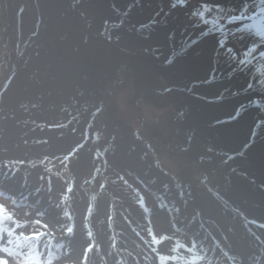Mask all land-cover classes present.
<instances>
[{"label": "rangeland", "instance_id": "obj_1", "mask_svg": "<svg viewBox=\"0 0 264 264\" xmlns=\"http://www.w3.org/2000/svg\"><path fill=\"white\" fill-rule=\"evenodd\" d=\"M125 1L0 0V125L12 120L27 133L0 159V208L22 210L13 226L20 229L19 241L36 257L31 259L5 239L0 240V262L87 264L88 259L90 264L94 252L99 256L101 243L88 248L87 238L78 240L77 226L83 220V231L87 232L91 223L97 236L103 228L110 229L112 217V221L117 214L122 217V210L111 189H106V197L100 192L105 186L104 170L88 168V157L92 156L95 165L107 152L128 148L135 150L137 161L146 163L160 181L154 178L155 186L167 188L179 202L198 197L219 206L243 236L251 234L256 264H264V221H257L249 208L233 202L228 194L241 196L242 192L246 202L254 197L264 200V178L257 174L264 169V89L259 86V76L254 75L256 65L264 63L258 57L264 47L254 54L251 67H241L243 53L259 42L240 33L241 25L227 23L252 0H184L183 6L179 0ZM205 5L212 11L204 20L193 15ZM99 9L104 11L101 16ZM260 19L252 23L258 26ZM162 26L169 28L165 33L168 38L157 46L154 44L161 37L157 27ZM205 42L212 46L203 47ZM211 52L210 61L207 54ZM174 63L196 68L203 64L202 73L207 70L206 74L214 76L209 79L228 82H220L223 86L218 88L212 86L208 95V88L200 86L211 83L208 78L185 73L187 66L175 73L171 70ZM180 73L187 87L170 86L160 77ZM195 77L198 81H191ZM195 88L206 91V95L195 93ZM181 93L197 96L205 107L218 104L216 118L188 126L191 110L180 106L184 100ZM226 103L236 108L225 115ZM244 114L249 118L241 119ZM230 125H236L244 135L239 146H231V152L211 143L200 130L205 126L217 131ZM251 150L257 152L259 168L248 155ZM234 154L243 159L229 163ZM19 165L37 168V174L51 182L60 202L48 195L39 181L35 183L31 173L23 174ZM246 167L250 177L241 172ZM116 173L111 172V176L120 180ZM123 176L139 183L131 171L125 170ZM144 190L156 204L158 220L166 229L175 228L166 239L176 246L191 243L189 233L179 226V212L167 202V196ZM161 206L166 212H160ZM88 210L93 214L85 217L83 211ZM108 211L111 217H107ZM149 212L153 211L145 215ZM115 224L122 232L118 218ZM107 239L108 249L116 252L111 263L125 264L126 244L115 246L112 237ZM128 239L141 248L133 237ZM217 253V264H231L222 247H212L206 257Z\"/></svg>", "mask_w": 264, "mask_h": 264}, {"label": "bare ground", "instance_id": "obj_2", "mask_svg": "<svg viewBox=\"0 0 264 264\" xmlns=\"http://www.w3.org/2000/svg\"><path fill=\"white\" fill-rule=\"evenodd\" d=\"M125 2L127 4H131L130 0H127ZM125 2H123V4H125ZM98 14L101 16L104 14V11L102 9H99ZM214 38L215 37H213L212 40H214ZM202 45L203 47H209V48L212 46V44L207 42L203 43ZM211 54L212 52L207 54V57L211 58ZM182 67H183V63H180V66L173 67L171 68V70L175 73L181 72ZM232 84L238 85V82L233 81ZM187 101H188L187 105L190 104L191 113L188 116V122H186V124L188 126L193 127L195 126L193 124H198L200 122H207L205 121V118L207 117V113L205 109L201 108L199 103L191 102L190 97L189 100H186V102ZM217 105L218 104H215V106L211 107L209 110H211L213 113L217 112V108H218ZM227 105L229 106L230 103L224 104V106L228 107ZM240 118L248 119L249 115L244 114ZM200 130L202 131L204 137L208 138L210 141L220 142L222 146L239 145L241 144V141L244 139L242 137L244 136L243 133L240 131V128H238L236 125L220 127L217 131H215L214 128L210 129L204 126L201 127ZM25 134H27L26 131L23 128H18L17 126H15L12 120H6L2 122V124L0 125V155H2L0 159L1 158L4 159L5 155L10 154V150L14 142H17L18 139L24 138ZM119 152L120 150L116 149L114 153V156L118 154L117 156L118 162H115L117 165L119 164V162L124 164L122 160L119 161V157L122 158L124 156L123 154L119 155ZM123 152L132 155V153L129 151H123ZM133 153L136 154V152ZM248 155L252 156L251 159H253L254 161L253 166L259 168L261 165L257 164L258 162H260V160L258 159L257 152L251 150L248 153ZM114 156L108 155L107 157L109 158V160H112ZM125 160L126 159H124V161ZM128 166L130 170L135 174L139 183H142L144 186H147L149 183H146L145 181H149L150 183L154 182L155 177L148 169L145 168L146 163L142 162L140 164H136L133 161V163L129 164ZM29 167L30 166L27 165L26 166L19 165L20 171L23 174L31 173L32 180L35 183H38L39 181L42 188L45 187L47 194L53 197L54 199H56L58 202H60V200L57 197L56 191L51 186V182L48 184L47 178L38 175L37 173L39 172V170L37 168H29ZM257 174L260 175L262 178H264L262 176L264 175V169L258 170ZM160 192L167 196L166 197L167 202L170 203L172 206H174L176 210L179 212V216H180L178 218L179 226L189 233V237H190L189 239L191 240V243L184 242L177 247L178 252L175 253V256L173 258L168 259L169 263L178 262V264H217L216 259L219 257L218 253L213 258L212 257L207 258L206 254L208 251H210L212 247H215L216 250L219 247H222L226 252V254H228L231 257V264H249V263L256 264L257 259L255 256V251L252 248L251 240H250L251 234H249L248 236H243V234L241 233V229L233 224V222L230 219V216L227 215V213L224 212L222 209H220L219 206L208 204L204 200L199 199L198 197H193L190 201L182 203L179 202L167 188L160 187ZM228 194L230 195L233 202L237 201L240 205L249 208L248 209L249 213H251V215L257 221H264L263 199L254 197L251 198L250 202L248 201L246 202L243 201V199H245V195L242 192H240L241 196L234 193H228ZM143 201L146 202L144 198ZM21 214H22L21 209L8 210L6 208H0V240L3 241L7 239L15 243L16 248L18 250L26 253L31 259H36V257H34L35 255L34 251H29L27 248L28 246L19 241L18 234L20 233V229L14 228L13 226V220L21 216ZM149 226L152 229H154L155 233L157 231H166V229L162 225V223L158 220L156 214L154 213H151L149 221L146 222L145 225L141 226V231H143L142 233L144 234L146 239L150 241L154 250L160 253L159 248L161 247H159V245L157 244L159 243V241H156L154 234H152L147 230ZM122 228L123 227H121V229ZM77 229L78 230H76V235L78 237V240H82L84 238L82 221L77 226ZM261 232L264 231L262 230ZM250 233L252 232L250 231ZM261 241L264 242V238H262ZM103 243L105 244L106 241L103 240ZM160 245L165 247L168 245V243L161 242ZM191 248H196V249L193 250ZM139 251L140 249L138 247H135L129 251L130 255L132 256V259L128 262L129 264H139L137 261V253ZM102 256L105 260H109L111 258V252L105 248L103 250ZM94 259L97 260V257L94 256ZM224 262L226 261L224 260ZM46 264H54V262L50 261V263H46ZM90 264H93V262L91 261ZM160 264H164V263L160 262Z\"/></svg>", "mask_w": 264, "mask_h": 264}, {"label": "flooded vegetation", "instance_id": "obj_3", "mask_svg": "<svg viewBox=\"0 0 264 264\" xmlns=\"http://www.w3.org/2000/svg\"><path fill=\"white\" fill-rule=\"evenodd\" d=\"M157 30H159L158 36H161V37L157 38V42L154 45L160 46L168 38L167 36H165L166 35L165 33H167L169 28H166L165 26H162V27H159V28L157 27ZM177 58H179V57H176L175 60ZM167 59H168V57H167ZM164 61L167 62V60H164ZM172 61H170V62H172ZM185 65L183 67H185ZM177 66H178V63H174L171 66V68L177 67ZM186 66H187V68L185 67V70H186L185 73L188 72L189 74H196L197 76H200V77L202 76V77H205V78H208V79L210 77H214V76H211V73L206 74L208 72L207 70H206L205 73H202V71H201L202 68L201 67L196 68V67H193L195 65L189 66L188 64ZM182 76H183V74H181V73L179 75H174V74H167V75H163L162 74V75H160V77H162V79H165L167 81V83H169L170 86L173 84V85L180 86V87H187V83H185V81H184L185 79L182 78ZM191 81H198V79L195 77V78L191 79ZM208 82H211V83L208 84V83L204 82L200 86L204 87V88H208L207 89V93H208V95H210L211 92H208V91H210L209 88H211L212 86H216L217 88L219 86H223V85H221L220 82H228V80H221L220 81V80H216L215 78H212V79H209ZM194 92L195 93L204 94V92H206V91L201 90L199 88H195ZM180 95H182V100L184 98V100L182 101V104L180 106H182V107L185 106L186 108L191 110L190 104L187 105L188 101L186 102V100H189V97H190V101L191 102L200 103L201 104L200 105L201 108L205 109V111L207 113V117L205 118V121H208L210 119L216 118L217 115L214 116V114L216 112L213 113L211 110H209L211 107L215 106L214 104L208 105L210 107H205L199 101L200 98H197V96L195 97V96H190L188 94H182V93ZM204 95H206V94H204ZM171 97L172 96H170L169 98L171 99ZM217 106H219V105H217ZM234 109H235V107L230 104L228 107H226L227 112L225 113V115L228 114V113L233 112ZM125 139H126V137H125ZM117 141H114V142H117ZM210 142L215 144V145H217V147L224 148V146H222V144L220 142H214V141H210ZM215 149H217V148H215ZM227 150H228V152H231L232 150H234V148L233 149H227ZM124 151H129V152L132 153V155H131V154H128L126 152H122V151L119 152V155L120 154L124 155L122 158L119 157V161L122 160V162L125 165L120 163V162H119L118 165L115 163V162H118V160H117L118 154L116 156H114L115 151H112V150L107 152L106 154L102 155L101 159H100V162H96L95 165H93L91 163V161L93 162L92 156L88 157V165H87L88 168H92L93 169L94 167H97V168L101 167L104 170V172L102 171L101 175H102V178L104 180V185L105 186L104 187H100L99 190L102 193V195L104 197H106V194H107V190L106 189H111L113 191V193L115 194V196L117 197V199H119V201H120L119 208L122 210V217L119 214H117L115 219L118 218L120 220V222L123 224L122 226L119 225L120 229H121V227H123L121 229L122 232H119V230L117 228L118 225L115 224V219H114V221H112L113 220V217H112L111 222H110V224H111L110 229L109 230L108 229L104 230V228H103L100 232L97 233V236H96L95 233H94V230H93L94 229L93 225H91V223H89L90 219H88V223L89 224H87V225L89 226V231H87V232L84 231L83 241L86 240V238H87L88 241H87L86 244L88 245V248H90V249H91V247L94 249L95 245L96 244L98 245V243H101L100 248H103V249H101V252H100L99 256L98 255L96 256V252H94L92 254V256L90 255L91 256L90 257L91 258L90 262L94 260L95 263L103 262L102 264H112L111 260H112V257L116 255V252L113 251V249H111V250L108 249V246H107L108 239H107V237L110 236V237L113 238L111 240H113L112 243H114L115 246H119L120 242L126 244V246L123 245V248H126V250H127L126 253H124V255H125L124 258L126 259V263L125 264H129L128 263L129 260L127 259V256H130L131 259H132V256L130 255L129 251L132 250L135 247H138V246H136L133 242H131L128 239V237L131 236V237H133L136 241H138L141 244V248L138 247L140 249V251L137 253V261H138L139 264H160V262H163L164 264H178V262H172V263L168 262V259L169 258H173L175 256V253L178 252V250H177L178 246H176L174 243H172L171 241H168L166 239V234L167 235L171 234V233H173L172 231L175 230V228L173 226L168 227V229L165 228L166 231H157L156 233H155L154 229H152L150 226L147 228V230L149 232L154 234L155 240L159 241V243H157V244L159 245V247H161V248H159L160 249V253H158V252H156V250H154V248L152 247L150 241L148 239H146V237L142 233L143 231H141V226L145 225L146 222L149 221L150 214L154 213V214H156V216L158 218V212H159L156 209V207H155L156 204L154 203V201L151 200V198H149L147 196V194L144 192L145 191L144 187L147 188V189L154 190V191L157 190L159 192H160V190L156 189V187L159 188V189H160V187H162V188H164V187L163 186H155L157 181L152 182V183H150L149 181H145L146 183H149V184L147 186H144L142 183H134L133 181H129L127 179L128 177L123 176V175H125V170L128 173H129V171H131L128 165L132 164L133 161L136 164H140V163L143 162V161H137V158L135 157L137 154H134L133 153L134 151H132V150H130L128 148L125 149ZM108 155L109 156H114V158H112V160H109V158L107 157ZM224 156H226V153H224ZM239 157L241 159H243L242 156L235 155V156H232L230 158L231 162H229V163L234 162ZM124 159H126V160L124 161ZM106 162H109V163L112 162V163H111V165L109 167H104V166H106V164H105ZM99 163H101V165ZM228 165L230 167V164H228ZM145 168L148 169L146 166H145ZM248 170H250L249 167H248ZM111 172H113V173L117 172L116 174H118V176H120L121 179L120 180H115V178L113 176H111ZM241 172L244 173L245 177H250V176H248L247 167L245 169H242ZM259 183H261V182H259ZM153 187L155 189H153ZM115 190H119L120 193H117ZM80 194H81L83 200H86L85 195L82 194V193H80ZM108 196L111 198L110 193H108ZM76 197H77V195H76ZM143 198L145 199L146 202L143 201ZM158 199H161V198H158ZM162 202H163V200H162ZM104 205L106 206V208L108 210L107 205L106 204H104ZM87 206L89 208V205H87ZM159 210L162 213L166 212V210L164 211V207H162V206H161V208ZM90 211H92V210H88V212H84L83 211V215L85 217L86 216L90 217L93 213H96V209H95V211H92L93 212L92 214H91ZM148 211H153V212H149L147 215H145V213H147ZM108 214H109V211L107 213V217H109ZM110 217H111V215H110ZM105 220L109 222V220H107V218H105ZM127 220L129 221L128 223H126ZM83 225H84V222H83ZM105 225H107V224H105ZM161 232H164L165 235H163ZM100 233H101V235H100ZM159 233H161V236H162L161 240H159L157 238V235ZM87 234H89V238L87 237ZM138 235L141 237V239H138L139 238ZM172 236H174V235H172ZM103 240L106 241L105 244L103 243ZM151 241H154V240H151ZM161 242L168 243V245L163 247V246L160 245ZM143 244L144 245L146 244L147 246H150L152 250L150 251ZM105 248L108 251L111 252V258L109 260H105L103 258V256H102L103 250ZM93 249H92V252H93ZM94 256L97 257V260L94 259ZM86 261L87 262H85V263L88 264L89 260L87 259ZM95 263L93 262V264H95ZM0 264H2V263H0Z\"/></svg>", "mask_w": 264, "mask_h": 264}, {"label": "snow or ice", "instance_id": "obj_4", "mask_svg": "<svg viewBox=\"0 0 264 264\" xmlns=\"http://www.w3.org/2000/svg\"><path fill=\"white\" fill-rule=\"evenodd\" d=\"M183 3L184 0H179L180 6H183ZM173 6L175 7L177 5L174 3ZM211 11L212 8L205 5L201 11L193 13V15L199 17L201 20H204L207 14ZM257 18H261L258 26L252 23V21ZM227 23L241 25L239 28L240 33L255 37L258 40L259 43L249 47L243 53V58L239 60L241 67L246 65L251 67L254 63V54L257 53L259 47H264V0H252L251 3H245L239 14L231 15L227 19ZM258 57L261 61H264V51H259ZM254 75L260 77L258 83L261 89H264V63L256 65ZM249 88H251V85H249ZM254 104L259 106L258 101H254Z\"/></svg>", "mask_w": 264, "mask_h": 264}, {"label": "water", "instance_id": "obj_5", "mask_svg": "<svg viewBox=\"0 0 264 264\" xmlns=\"http://www.w3.org/2000/svg\"><path fill=\"white\" fill-rule=\"evenodd\" d=\"M237 146H239V145L234 146V148L237 147ZM215 148H217V147H215ZM221 149L226 150V149H233V148H231V146H224V148H221ZM82 222H83V220H82Z\"/></svg>", "mask_w": 264, "mask_h": 264}, {"label": "crops", "instance_id": "obj_6", "mask_svg": "<svg viewBox=\"0 0 264 264\" xmlns=\"http://www.w3.org/2000/svg\"><path fill=\"white\" fill-rule=\"evenodd\" d=\"M199 60H201V62L202 63H204L205 61H204V59H199ZM208 60H210V58L208 57ZM201 68H203V64H202V67Z\"/></svg>", "mask_w": 264, "mask_h": 264}, {"label": "clouds", "instance_id": "obj_7", "mask_svg": "<svg viewBox=\"0 0 264 264\" xmlns=\"http://www.w3.org/2000/svg\"><path fill=\"white\" fill-rule=\"evenodd\" d=\"M236 108V107H235Z\"/></svg>", "mask_w": 264, "mask_h": 264}]
</instances>
